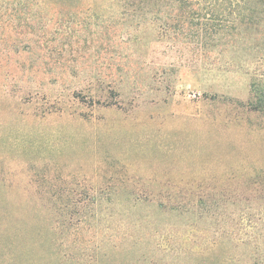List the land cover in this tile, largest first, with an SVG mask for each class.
Wrapping results in <instances>:
<instances>
[{
    "label": "rangeland",
    "instance_id": "rangeland-1",
    "mask_svg": "<svg viewBox=\"0 0 264 264\" xmlns=\"http://www.w3.org/2000/svg\"><path fill=\"white\" fill-rule=\"evenodd\" d=\"M92 14L0 32V264H175L213 243L264 264V198L219 200L264 172V51L191 60L152 32H84Z\"/></svg>",
    "mask_w": 264,
    "mask_h": 264
},
{
    "label": "trees",
    "instance_id": "trees-1",
    "mask_svg": "<svg viewBox=\"0 0 264 264\" xmlns=\"http://www.w3.org/2000/svg\"><path fill=\"white\" fill-rule=\"evenodd\" d=\"M106 1L110 2L109 14L101 18L97 12L98 0H0V32H73V24L81 14L93 13L91 17L94 15L92 18L96 21L92 22L89 17L84 32L87 29L92 32H152L156 34L157 41H163L171 48L195 46L189 53L191 60L209 57L212 52L208 47L213 45L234 41L242 44L247 39L249 41L244 44L250 46L249 52L259 54L264 51V0ZM85 4H88L87 11L83 7ZM65 20L67 28L62 31ZM259 58L264 60L262 56ZM251 90L253 100L249 108L264 112V72L253 80ZM253 177L255 179H251ZM247 179H250L247 188L254 186L252 193L236 192L234 196L225 191L220 196V203L253 205L264 198V193L255 194L264 190V172ZM245 183L238 186H245ZM198 200L205 206L212 198L200 195ZM205 210H200V214L208 216ZM191 213L194 215V211ZM216 247L213 243L207 250L194 253L188 259L178 256L175 264H233L238 260L237 256L217 254ZM255 249L258 250L257 247ZM262 253L259 252V257Z\"/></svg>",
    "mask_w": 264,
    "mask_h": 264
}]
</instances>
